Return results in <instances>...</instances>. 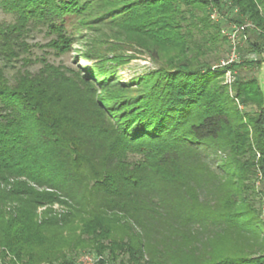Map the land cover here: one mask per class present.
<instances>
[{
	"label": "trees",
	"instance_id": "obj_1",
	"mask_svg": "<svg viewBox=\"0 0 264 264\" xmlns=\"http://www.w3.org/2000/svg\"><path fill=\"white\" fill-rule=\"evenodd\" d=\"M263 6L0 0L14 15L0 22V264H78L83 253L93 264H264V98L257 76L239 72L263 61ZM248 22L239 60L212 67L230 48L221 31ZM35 27L57 54L76 29L95 61L67 75L40 57L31 71L21 54ZM137 47L155 67L122 82L116 68ZM217 150L220 174L207 160Z\"/></svg>",
	"mask_w": 264,
	"mask_h": 264
},
{
	"label": "rangeland",
	"instance_id": "obj_2",
	"mask_svg": "<svg viewBox=\"0 0 264 264\" xmlns=\"http://www.w3.org/2000/svg\"><path fill=\"white\" fill-rule=\"evenodd\" d=\"M262 11V9H261ZM263 12V11H262ZM14 21V15L10 13L4 12L0 7V22L8 23ZM75 20L70 22V26L68 25V28L70 29L71 23H73ZM226 27H229L226 25ZM230 28V27H229ZM246 28V27H245ZM74 32H77L75 35L77 36V40L73 43L72 48L69 51L63 52L61 54L55 53L51 48L44 45L51 36L47 35L43 28H32V30L27 35V42L32 44L30 48L29 53H22L21 56L26 55L29 56L32 60L30 64L26 68L30 69L31 71H37L39 67L42 66V63L40 62V57H44L46 62L52 64L55 68H58L61 71L66 72L67 75L70 74L72 71H80L81 73H85V68L87 66H90L95 60L93 59H86L84 57H81L83 54L82 51L90 45V42H86L82 37H80L81 34L75 29ZM244 31V30H243ZM221 33L224 34L226 37L224 31H221ZM242 31H239L237 33V46H242L244 44L243 38H241ZM228 42L229 39L226 37ZM227 50L225 49H219L218 52L215 54V56L219 57L217 60H211L212 67H221L223 66V61L226 60L227 57ZM126 55H129V59L121 64H119L116 68V76L120 78L122 82L128 81L134 77L143 75L150 70H152L155 67V63L149 58L148 54L145 52L140 51V48L137 47V49H133V51L125 52ZM244 58L246 59H256L258 56L256 54H250L245 53ZM85 61L84 64L80 63L81 61ZM239 60V59H238ZM226 65V64H225ZM20 66V61L14 62V66L8 65L5 68V71L8 75H11L16 68ZM82 66V67H81ZM263 66V62L260 63V66L255 69H249V68H242L239 70L240 74L242 76H257L261 72ZM236 75V71L233 69H229V72L225 70V72L222 75L223 84L227 85V87L230 89L234 78ZM241 106V105H240ZM246 109L249 111H253L254 107L249 106ZM225 153L221 152L220 150L215 151L214 153H211L209 157L207 158L208 163L211 166V169L215 171L216 173L220 174L223 172L222 168H220L218 165L221 163V161L225 158ZM258 182L257 180H255ZM258 185V183H257ZM2 187V184L0 185ZM259 196L257 194L254 195V200L257 201ZM55 209H59L58 205H53ZM41 210V209H39ZM262 214L260 216L261 220V228H260V236L264 238V222L262 221Z\"/></svg>",
	"mask_w": 264,
	"mask_h": 264
},
{
	"label": "built area",
	"instance_id": "obj_3",
	"mask_svg": "<svg viewBox=\"0 0 264 264\" xmlns=\"http://www.w3.org/2000/svg\"><path fill=\"white\" fill-rule=\"evenodd\" d=\"M263 13H264V6L261 8ZM212 17H215L216 16V13L213 12L211 14ZM246 26H249L251 27L252 24L251 23H246V24H232L231 26H229L228 28L226 29H223L222 31H224L226 37H228L229 39V44H230V48H229V51H228V55L226 57V60H224L222 63L223 65L225 64H230L234 61H237L238 60V52H237V33L239 31H242V35H241V38H243V40L245 41L246 38H247V35L246 33L243 31L245 29ZM229 72V70H227ZM262 221L264 222V203L262 205ZM95 260V257L93 254L91 253H83L79 256V258L77 259V263L78 264H93Z\"/></svg>",
	"mask_w": 264,
	"mask_h": 264
},
{
	"label": "water",
	"instance_id": "obj_4",
	"mask_svg": "<svg viewBox=\"0 0 264 264\" xmlns=\"http://www.w3.org/2000/svg\"><path fill=\"white\" fill-rule=\"evenodd\" d=\"M263 66L261 69V72L258 75V81H259V85H260V89L264 98V57H263Z\"/></svg>",
	"mask_w": 264,
	"mask_h": 264
},
{
	"label": "bare ground",
	"instance_id": "obj_5",
	"mask_svg": "<svg viewBox=\"0 0 264 264\" xmlns=\"http://www.w3.org/2000/svg\"><path fill=\"white\" fill-rule=\"evenodd\" d=\"M80 63L84 64V63H85V61L83 60V61H81Z\"/></svg>",
	"mask_w": 264,
	"mask_h": 264
}]
</instances>
